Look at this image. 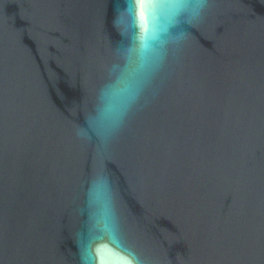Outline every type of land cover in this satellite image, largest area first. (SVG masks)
I'll return each mask as SVG.
<instances>
[{"label": "water", "instance_id": "water-1", "mask_svg": "<svg viewBox=\"0 0 264 264\" xmlns=\"http://www.w3.org/2000/svg\"><path fill=\"white\" fill-rule=\"evenodd\" d=\"M129 2L0 0V264H79L99 175L146 264H264V0H209L174 30L105 141L89 120Z\"/></svg>", "mask_w": 264, "mask_h": 264}, {"label": "clouds", "instance_id": "clouds-1", "mask_svg": "<svg viewBox=\"0 0 264 264\" xmlns=\"http://www.w3.org/2000/svg\"><path fill=\"white\" fill-rule=\"evenodd\" d=\"M209 0H146L148 25L137 24L135 0L118 11V26L128 38L123 50L124 66L99 94V106L89 126L109 141L121 126L130 106L139 96L161 53L175 47L190 32L174 31L182 23L194 27L207 9ZM88 226L77 233L79 264H146L133 248L122 241L114 193L106 178L97 176L88 192Z\"/></svg>", "mask_w": 264, "mask_h": 264}]
</instances>
